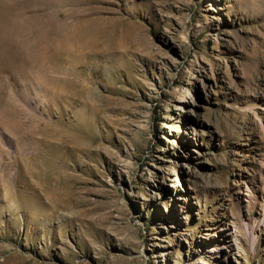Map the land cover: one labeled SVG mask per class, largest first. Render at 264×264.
Here are the masks:
<instances>
[{
    "label": "rangeland",
    "instance_id": "obj_1",
    "mask_svg": "<svg viewBox=\"0 0 264 264\" xmlns=\"http://www.w3.org/2000/svg\"><path fill=\"white\" fill-rule=\"evenodd\" d=\"M0 264H264V0H0Z\"/></svg>",
    "mask_w": 264,
    "mask_h": 264
}]
</instances>
